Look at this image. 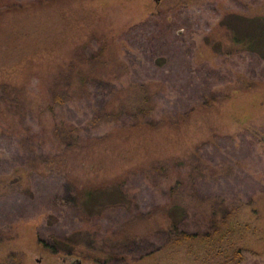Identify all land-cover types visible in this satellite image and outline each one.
Segmentation results:
<instances>
[{
  "label": "rangeland",
  "instance_id": "1",
  "mask_svg": "<svg viewBox=\"0 0 264 264\" xmlns=\"http://www.w3.org/2000/svg\"><path fill=\"white\" fill-rule=\"evenodd\" d=\"M246 3L264 13V0H55L2 16L0 82L24 87L22 96L33 106L28 104L33 109L25 123L34 128L40 125L37 110L44 108L39 75L48 84L47 76L58 63L78 60L100 46L101 63L113 67L119 58L133 65L132 80L154 81L148 93L136 85L119 95L153 125L115 128L90 147L85 163L72 167L68 178L45 165L33 167L38 161L27 159L26 146L13 142L0 147V262L15 252L21 264H76L82 253V264H103V251L121 239L107 238L112 230L126 226L132 235L174 221L183 229L205 231L216 209L223 231L160 248L164 235L155 239L157 251L142 258L137 250L129 251L123 263L264 264V63L242 51L230 57L218 53L217 42L208 35L226 8L240 9ZM159 8L179 9L184 24L179 42L193 49L195 61L209 62L200 77L176 78L167 76L162 66H142L140 48L124 38L127 27ZM211 69L219 73L210 76ZM145 94L152 109H145ZM101 98L92 91L58 111L79 124L86 137L134 119L120 109L113 120L105 115L99 125L91 124ZM114 177L122 179L130 195L127 206L109 205L115 199L103 197L82 207L73 194L76 182L95 188ZM183 177L192 178L191 183L173 194L169 185ZM152 208L158 211L135 217L136 211ZM39 233L49 242L64 237L61 246L73 252H50L38 241Z\"/></svg>",
  "mask_w": 264,
  "mask_h": 264
},
{
  "label": "trees",
  "instance_id": "2",
  "mask_svg": "<svg viewBox=\"0 0 264 264\" xmlns=\"http://www.w3.org/2000/svg\"><path fill=\"white\" fill-rule=\"evenodd\" d=\"M54 1L30 0L28 3H18L12 0H0V19L8 12L20 9L25 10L30 5L38 7L42 4H51ZM178 10L177 8L168 11L159 8L145 19L127 27L123 31V36L129 39L133 46L140 48L145 62L141 63L142 66L146 68L162 66L163 70H166L164 72H166L167 76L170 75L177 78L178 74H181L182 78H190L192 80L200 77V72L210 66L205 64L209 63L206 60L195 61L193 49L190 47L186 48L179 42L178 39L182 33L181 28L184 24L179 22L180 13ZM220 15L221 17L210 27L208 32L209 38H212L211 41L217 42L215 51L226 54L229 57L242 51L249 55L252 61L264 63V13L256 11V7L246 3L244 8H226ZM224 38L229 40L230 43L224 42ZM79 53L80 51L77 55ZM102 53L103 46H100L89 55L81 54L78 60L72 59L66 64L58 63L57 69L47 76L48 84H46V79L43 76L37 74V76L39 75L38 86L40 91L43 92L44 98V108L37 110L40 114L38 117L40 119L38 128L25 123V118L31 113L33 108L30 107L32 106L30 104L32 100L27 99L25 95L24 97L22 96L24 87L12 82L1 81L0 147H8L13 142L26 146V150L29 152L27 159L38 161L34 162L35 165L33 164V167L45 165L51 170L64 172V175L68 178L73 173L74 168L72 167L85 163L88 154H91L90 147L94 143L110 136L115 128L119 130L118 128L136 127L139 124L153 125L152 122L148 121L149 119L146 121L140 119L139 111H131L130 105L121 101L119 95L124 90L134 88L136 85L146 87V92L148 93L154 80H132L133 65L120 63L119 58L114 59L116 63H113V67L110 63H101L100 55ZM85 65L87 67L84 69ZM126 73L129 74V78L125 80L123 77ZM218 73L217 70H210V76ZM205 76L204 79L206 78ZM92 91H94L95 97H102L101 102L103 104L97 109L96 114L92 116L91 124L99 125L105 119L103 117L105 115L113 117V120L120 109H126L128 114L134 116V119L126 124H119V127L113 125L103 135L84 136L81 126L69 120L62 111H58V108L68 105V103L85 95H91ZM144 98L145 104H147L145 109H152L153 105L150 95L145 94ZM141 109L143 107H138V110ZM146 115L147 113L145 112L144 116ZM191 179L187 181L184 177L177 178L173 184L169 185L171 192L178 194L180 186L184 183L186 185L190 184ZM122 183V179H117V177L102 181L95 188L76 182L73 194L82 207L92 200L96 199V201L100 202L112 197L115 200L108 202L109 205L120 204L127 206L131 202V198L124 187V183ZM70 194H72V191H70ZM103 197L106 198L103 199ZM157 211L156 208H152L145 213L136 211L135 217L144 219ZM176 212L179 211L176 210ZM217 213L216 209L211 210L209 227L205 231L183 229L180 228L178 222L174 221L160 224L155 229L147 230L145 233L142 230L136 231L132 235L128 233V227L126 226L116 232L112 230L113 232H110L112 234L107 238L112 239L120 236L121 239L117 238L116 244L111 245L112 248L110 247L107 251H103L105 253L103 264H124L129 258V251L135 252L137 250L139 252L138 258L150 255L159 248L156 247L155 239L160 240L164 235L166 238L160 248L170 243L177 244L182 239L212 236L219 231H223V223L218 221ZM161 219L155 218L158 222ZM3 238L4 236H2V230L0 229V241ZM38 241L43 248L48 249L52 253L73 252L71 248L67 249L61 246L60 242L65 241L64 237H59L54 242H49L42 238L39 233ZM80 256L85 257L81 253L75 259L77 261L75 262L76 264H82ZM16 257V253L12 252L8 259L5 262H0V264H21V261Z\"/></svg>",
  "mask_w": 264,
  "mask_h": 264
},
{
  "label": "water",
  "instance_id": "3",
  "mask_svg": "<svg viewBox=\"0 0 264 264\" xmlns=\"http://www.w3.org/2000/svg\"><path fill=\"white\" fill-rule=\"evenodd\" d=\"M261 137H262V139L264 140V135H262Z\"/></svg>",
  "mask_w": 264,
  "mask_h": 264
}]
</instances>
